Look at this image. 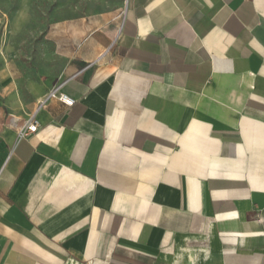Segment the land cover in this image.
I'll return each instance as SVG.
<instances>
[{
	"label": "crops",
	"instance_id": "0c3cea01",
	"mask_svg": "<svg viewBox=\"0 0 264 264\" xmlns=\"http://www.w3.org/2000/svg\"><path fill=\"white\" fill-rule=\"evenodd\" d=\"M75 37L73 106L0 102V264H264V0H124Z\"/></svg>",
	"mask_w": 264,
	"mask_h": 264
},
{
	"label": "rangeland",
	"instance_id": "374dc122",
	"mask_svg": "<svg viewBox=\"0 0 264 264\" xmlns=\"http://www.w3.org/2000/svg\"><path fill=\"white\" fill-rule=\"evenodd\" d=\"M123 5L124 0H0V102L25 108L69 76L79 44L75 29L109 23ZM119 16L109 28H116Z\"/></svg>",
	"mask_w": 264,
	"mask_h": 264
},
{
	"label": "built area",
	"instance_id": "2783aa9c",
	"mask_svg": "<svg viewBox=\"0 0 264 264\" xmlns=\"http://www.w3.org/2000/svg\"><path fill=\"white\" fill-rule=\"evenodd\" d=\"M61 85H55L49 91L47 96L42 99L39 103L43 104L45 101L49 99H56L60 103L64 104L67 107H71L74 104V99L66 95L65 93L61 92ZM38 128V122L31 117L24 125L19 128L18 131V138H26L34 133H36Z\"/></svg>",
	"mask_w": 264,
	"mask_h": 264
}]
</instances>
